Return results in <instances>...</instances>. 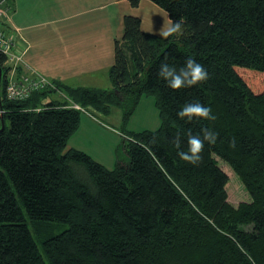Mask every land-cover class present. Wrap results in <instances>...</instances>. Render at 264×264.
Returning <instances> with one entry per match:
<instances>
[{
    "label": "trees",
    "instance_id": "obj_1",
    "mask_svg": "<svg viewBox=\"0 0 264 264\" xmlns=\"http://www.w3.org/2000/svg\"><path fill=\"white\" fill-rule=\"evenodd\" d=\"M150 1L182 21L183 32L163 39L125 14L111 88L62 84L13 101L2 77L0 264H264V0ZM189 57L209 79L171 89L158 76L161 63L179 69ZM56 89L67 99L45 102ZM145 94L155 98L160 126L125 133L114 168L66 149L87 107H119L125 122ZM193 102L216 119H180ZM203 128L218 139L192 166L171 141L179 133L186 150L187 134ZM219 159L250 200H228ZM45 221L66 227L49 233Z\"/></svg>",
    "mask_w": 264,
    "mask_h": 264
},
{
    "label": "crops",
    "instance_id": "obj_2",
    "mask_svg": "<svg viewBox=\"0 0 264 264\" xmlns=\"http://www.w3.org/2000/svg\"><path fill=\"white\" fill-rule=\"evenodd\" d=\"M8 1L11 23L27 46L23 60L31 70L55 86L112 87L108 71L114 39L122 35L123 16L129 14L127 0ZM65 99L56 89L44 101Z\"/></svg>",
    "mask_w": 264,
    "mask_h": 264
},
{
    "label": "rangeland",
    "instance_id": "obj_3",
    "mask_svg": "<svg viewBox=\"0 0 264 264\" xmlns=\"http://www.w3.org/2000/svg\"><path fill=\"white\" fill-rule=\"evenodd\" d=\"M128 8L129 12L127 13L140 17L143 30L156 35L159 31L166 29L171 22L167 12L150 0H142L136 7L128 5ZM11 12L10 14H12ZM85 110L87 112H81L79 125L70 135L66 149L77 148L85 152L88 151L91 157L110 169L116 166L117 154L122 149L125 136L127 137L125 133L154 130L160 126L161 122L155 98L151 94L141 96L132 114L125 122L122 121L119 107H112L109 114L96 111L91 107H87ZM84 118L95 120V124L100 128ZM219 164L228 174L226 185L228 200L233 204L242 200H250L248 192L233 169L221 159H219ZM45 224L48 225L46 228L49 233H57L66 227V225L51 221H45ZM44 259L48 262L45 256Z\"/></svg>",
    "mask_w": 264,
    "mask_h": 264
},
{
    "label": "clouds",
    "instance_id": "obj_4",
    "mask_svg": "<svg viewBox=\"0 0 264 264\" xmlns=\"http://www.w3.org/2000/svg\"><path fill=\"white\" fill-rule=\"evenodd\" d=\"M183 32L182 21L170 22L166 29L159 31L163 39H168L174 35H181ZM167 59V58H165ZM158 76L167 82L168 87L173 90H179L185 87H191L205 82L209 79V74L205 67L193 58H186L184 65L177 69L175 66L162 62L158 71ZM180 119L187 118L189 121L193 118L204 120H215L210 107L204 106L199 102L188 103L177 113ZM218 134L208 128H203L201 134H187V149H182V139L179 133L172 139L173 146L177 149V155L182 161L192 166H199L202 161V153L205 143L214 145L217 142ZM229 147H236V139L233 137L229 141Z\"/></svg>",
    "mask_w": 264,
    "mask_h": 264
},
{
    "label": "built area",
    "instance_id": "obj_5",
    "mask_svg": "<svg viewBox=\"0 0 264 264\" xmlns=\"http://www.w3.org/2000/svg\"><path fill=\"white\" fill-rule=\"evenodd\" d=\"M10 9L8 0H0V57L5 67L2 77L5 80L6 99L20 101L29 98L35 91L56 87L52 81L31 70L24 62L23 55L27 46L18 29L11 23ZM71 107L80 108L75 103Z\"/></svg>",
    "mask_w": 264,
    "mask_h": 264
},
{
    "label": "water",
    "instance_id": "obj_6",
    "mask_svg": "<svg viewBox=\"0 0 264 264\" xmlns=\"http://www.w3.org/2000/svg\"><path fill=\"white\" fill-rule=\"evenodd\" d=\"M2 78V70L0 69V86H1V79ZM3 127H4V123H3V119L1 118V127H0V129H3Z\"/></svg>",
    "mask_w": 264,
    "mask_h": 264
}]
</instances>
